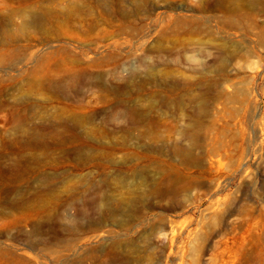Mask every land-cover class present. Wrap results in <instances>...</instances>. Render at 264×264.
I'll return each instance as SVG.
<instances>
[{
  "label": "rangeland",
  "instance_id": "1",
  "mask_svg": "<svg viewBox=\"0 0 264 264\" xmlns=\"http://www.w3.org/2000/svg\"><path fill=\"white\" fill-rule=\"evenodd\" d=\"M202 4L0 0V146L33 122H63L76 115L91 121L99 133L114 136L107 145L111 147L102 149L113 151V164L104 163L106 158L86 164L61 159L56 164L62 150L55 148L47 150L54 153L33 178L67 171L70 186L87 187L89 192L94 191L91 183L127 177L131 168L164 180L168 156L147 154L149 141L138 139L139 129L131 126L125 110L130 105L151 109L149 116L158 120L161 136L156 144L181 140L174 132L178 123L172 112L179 107L187 111L192 93L224 80L202 100L214 118V129L203 126L200 135L214 141L215 154L202 156L203 148L208 149L202 139L193 144L192 159L174 162L176 173L164 181L166 195L147 196L135 207L137 219H127L122 227L107 220L100 226H80L66 237L71 248L59 241L58 247L44 245L45 236L31 233L32 223L40 220L37 206L27 219L18 210L0 208V246L7 249V261L15 255L32 264H103L108 255H115L111 264H128L120 243L132 238L141 245L139 236L146 234L150 264H264V42L257 39L264 11L228 20L202 9ZM51 14L49 24L32 29L30 35L22 29L23 21ZM177 17L191 27L170 30ZM150 72L154 78L149 82ZM29 79L43 87H29ZM201 79L204 84H197ZM236 87L244 90V100L228 99ZM34 104L38 118L32 120ZM55 111L59 114L53 117ZM103 144L82 149L92 152ZM39 152L16 151L19 156ZM61 184L57 182L59 190L65 188ZM25 189L24 183L17 184L11 195ZM67 208V224L85 221L76 217L74 206ZM15 218L18 222L9 224ZM51 248H59V254L47 252Z\"/></svg>",
  "mask_w": 264,
  "mask_h": 264
},
{
  "label": "bare ground",
  "instance_id": "2",
  "mask_svg": "<svg viewBox=\"0 0 264 264\" xmlns=\"http://www.w3.org/2000/svg\"><path fill=\"white\" fill-rule=\"evenodd\" d=\"M200 1L203 3L202 9L219 12L223 18H227L228 20H232L237 16L247 17L256 10L264 11V0ZM69 11L71 10L69 9ZM52 16V14L51 16L43 15L41 20H25L22 22V29H27L25 33L30 35L32 29L36 30L44 24H49V18L51 19ZM174 24V27L170 30H187L191 27L184 22L182 17L175 18ZM257 36L259 42H264V27L261 30L259 29ZM152 78H154V72H150L146 80L150 82ZM223 81V79L212 81L208 85L206 84L205 92L192 93L188 104H186L187 108H189L187 111H183L184 108L179 107L172 112V118L178 123L174 128V132L180 135L181 140L175 139L170 143L156 144L155 142H159L161 136L157 128L158 120L149 116L151 109H142L139 106L130 105L125 110L131 126L139 129L138 139H147L149 141L144 147L147 154L168 156L169 161L165 163L166 178L160 181H157V178L154 176L147 177L142 171L131 168L130 174L127 177L105 178L101 185L91 183L94 191L89 192V188L87 187L80 188L77 184L70 186L68 182L71 179L67 171H63L60 175L50 173L39 177V179L33 178L46 165L45 158L48 156L52 157L54 153L52 151L49 153L47 150L55 148H61L62 150L61 158H59L60 160L58 159L56 164L61 162V159H76L77 163L80 161L86 164L103 158H106L103 161L104 163L113 164L111 157L113 151H103L102 149L111 147L107 145H111L110 143H112L114 136L104 131L99 133L91 121L84 122L77 115L71 116L67 120L69 122L56 121L55 118L41 119L38 124L31 123L34 125L33 127H23L16 137L8 139L4 146H0V208L10 212L18 210L21 213V217L27 219L32 215L30 209L37 206L36 215L40 220L32 223L31 233L33 235L34 233L36 235L39 233L45 237L48 235L49 237H42L41 239L44 245L53 246L55 244L58 247L60 246L58 241L63 242L64 244L61 245L63 248L72 247L69 242H66V237L70 233L76 234L77 228L82 225L95 227L103 225L107 220L118 227H122L126 224L127 219H137L135 217V207L139 203H143L147 196L159 195L163 197L168 193L169 189L166 183L171 181L173 174L176 173L174 162L180 157L192 159L193 144H199V140L202 139L208 145V149L203 148L202 156L215 154L214 141H209L206 135L202 137L200 135V128L203 126V129H212V131L214 129V118L202 106V100L209 90L218 88ZM27 84L29 87L35 89L43 87L38 83L37 79H29L27 80ZM197 84L203 85L204 81L201 79ZM45 90L48 91V87ZM220 95L221 93L219 92L215 94V97L218 98ZM229 98L231 100H244L245 92L242 88L236 87L234 92L228 96ZM62 111L64 112L65 110L62 109ZM32 112L34 114L32 120L38 118L36 105L33 106ZM166 112L167 110H163L164 114ZM56 114L59 113L55 111L52 113V116L54 117ZM58 126H63L65 130L63 132L59 131L60 127ZM67 131H70L72 135L68 136ZM101 142L104 144L98 146L95 148L97 150L92 152L82 149V145L95 146ZM124 142L125 140H123ZM69 146L75 148L71 147L69 149ZM1 147L6 149L7 152H2L3 148ZM19 150H39L40 152L37 156H19L16 153ZM176 178H179V175ZM57 182L62 183L63 185H61L65 188L59 190ZM21 183L26 185V189L18 194V196H12V189ZM164 183L165 185H161ZM143 186L145 188L148 186V188L144 189ZM103 187H105L104 190H102ZM121 189L123 193H121ZM70 205L75 207L76 217L79 219L84 218V222L75 220L72 224H67L64 221L71 217L67 208ZM17 222L18 220L15 218L9 224L13 225ZM53 240L57 241L52 242ZM139 240L142 241L141 245L137 244L132 238L120 243V247L126 250L124 255L128 264L151 263V253L146 245L148 240L147 235L141 234ZM6 250L5 247L0 246V264H32L31 262L24 263L15 255H11L10 259H13L7 261L8 257L3 255L4 253H8ZM49 250L47 252L53 254H59L60 252L59 248H51ZM106 260L107 262H103V264L115 262V255H108V259Z\"/></svg>",
  "mask_w": 264,
  "mask_h": 264
}]
</instances>
